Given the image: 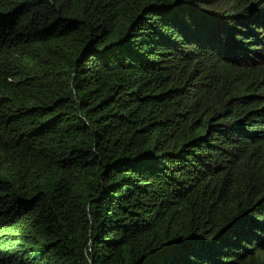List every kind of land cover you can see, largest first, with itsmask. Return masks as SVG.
<instances>
[{
	"label": "trees",
	"instance_id": "1",
	"mask_svg": "<svg viewBox=\"0 0 264 264\" xmlns=\"http://www.w3.org/2000/svg\"><path fill=\"white\" fill-rule=\"evenodd\" d=\"M0 264H264V0H0Z\"/></svg>",
	"mask_w": 264,
	"mask_h": 264
}]
</instances>
